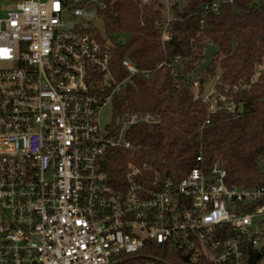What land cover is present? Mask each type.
<instances>
[{
	"label": "built area",
	"instance_id": "obj_1",
	"mask_svg": "<svg viewBox=\"0 0 264 264\" xmlns=\"http://www.w3.org/2000/svg\"><path fill=\"white\" fill-rule=\"evenodd\" d=\"M97 1L98 11L106 7ZM88 4L16 0L4 13L0 7V264H156L173 252L249 264V249L264 248V185L231 183L220 163L204 166L202 154L180 180L136 161L112 175L114 151H142L129 129L161 118L113 113L103 125V109L113 110L125 84L152 70L125 58L128 76L117 81L111 48L94 25L64 23L66 13L81 16ZM219 79L205 94L195 79L194 96L209 113H241L219 92Z\"/></svg>",
	"mask_w": 264,
	"mask_h": 264
},
{
	"label": "trees",
	"instance_id": "obj_2",
	"mask_svg": "<svg viewBox=\"0 0 264 264\" xmlns=\"http://www.w3.org/2000/svg\"><path fill=\"white\" fill-rule=\"evenodd\" d=\"M105 3L99 19L104 20L116 45L110 51L117 81L128 76L122 64L125 58L142 70H152L148 78L135 75L114 97V116L137 112L161 118L158 124L141 123L129 129L127 138L142 151L137 156L114 151L112 175L120 174L123 163L136 161L180 180L202 154V164L209 168L220 163L228 171L229 182L264 185V0H186L183 6L170 4L169 9L161 0ZM214 3L217 10L212 8ZM165 24L171 38L164 40ZM120 33L129 38L118 44L115 35ZM207 44L216 45L220 52L203 74H195L204 61ZM176 57L181 58L180 63H175ZM260 65L259 80L254 81ZM218 68L221 72L216 86L242 106L239 114L225 108L209 113L202 98L194 96L195 79L203 78V93L208 80L218 76ZM162 256L176 264H212L207 256L189 262L181 253Z\"/></svg>",
	"mask_w": 264,
	"mask_h": 264
},
{
	"label": "rangeland",
	"instance_id": "obj_3",
	"mask_svg": "<svg viewBox=\"0 0 264 264\" xmlns=\"http://www.w3.org/2000/svg\"><path fill=\"white\" fill-rule=\"evenodd\" d=\"M89 4L83 8V14L81 16H75L73 13L68 12L63 16L64 23L66 27L72 28L73 26H83L88 27L94 25L99 20V4L97 0H87ZM16 0H0V7L3 10V13L5 10L13 7L15 5ZM186 0H170V4H179L180 6H183L185 4ZM167 9L168 6L166 5ZM116 42L118 44L124 43L128 38L129 35L127 33H120L115 35ZM218 76H220V68H218ZM213 77L204 85L203 87V93H208L212 86H214L215 81L217 77ZM201 89V88H200ZM199 89V90H200ZM113 118V110L111 105L105 107L101 113V121L103 125L108 124ZM261 167L264 169V161L261 162ZM156 264H176L174 261H167V262H161ZM259 264H264V256L260 259Z\"/></svg>",
	"mask_w": 264,
	"mask_h": 264
},
{
	"label": "water",
	"instance_id": "obj_4",
	"mask_svg": "<svg viewBox=\"0 0 264 264\" xmlns=\"http://www.w3.org/2000/svg\"><path fill=\"white\" fill-rule=\"evenodd\" d=\"M94 27L100 33L101 39L108 45L110 48H115L116 45L112 42L109 38L106 24L103 19H99L95 24ZM220 52L219 48L214 44H207L206 51L204 53V61L202 64L197 68L195 74H203L206 69H208L213 61L215 56ZM203 78H201V82ZM264 256V248L260 252H254L252 249H249V264H258V261ZM186 262L190 261V256L187 255L184 257Z\"/></svg>",
	"mask_w": 264,
	"mask_h": 264
}]
</instances>
